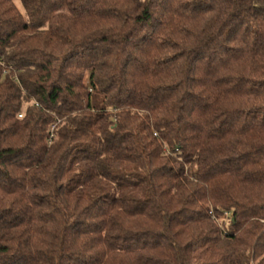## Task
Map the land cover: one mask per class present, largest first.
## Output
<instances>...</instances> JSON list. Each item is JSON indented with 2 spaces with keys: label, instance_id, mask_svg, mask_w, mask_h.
Here are the masks:
<instances>
[{
  "label": "trees",
  "instance_id": "16d2710c",
  "mask_svg": "<svg viewBox=\"0 0 264 264\" xmlns=\"http://www.w3.org/2000/svg\"><path fill=\"white\" fill-rule=\"evenodd\" d=\"M16 1L0 264H264V0Z\"/></svg>",
  "mask_w": 264,
  "mask_h": 264
},
{
  "label": "rangeland",
  "instance_id": "374dc122",
  "mask_svg": "<svg viewBox=\"0 0 264 264\" xmlns=\"http://www.w3.org/2000/svg\"><path fill=\"white\" fill-rule=\"evenodd\" d=\"M16 2H17V4H18V7L21 9V11H23V10H22V7H21V4H20V2H19V0H17Z\"/></svg>",
  "mask_w": 264,
  "mask_h": 264
},
{
  "label": "built area",
  "instance_id": "2783aa9c",
  "mask_svg": "<svg viewBox=\"0 0 264 264\" xmlns=\"http://www.w3.org/2000/svg\"><path fill=\"white\" fill-rule=\"evenodd\" d=\"M20 117H22V115H20ZM229 214L228 213H225L224 216L227 217Z\"/></svg>",
  "mask_w": 264,
  "mask_h": 264
}]
</instances>
